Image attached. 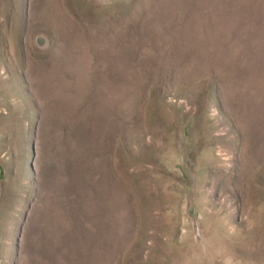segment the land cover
I'll return each mask as SVG.
<instances>
[{
	"label": "rangeland",
	"instance_id": "374dc122",
	"mask_svg": "<svg viewBox=\"0 0 264 264\" xmlns=\"http://www.w3.org/2000/svg\"><path fill=\"white\" fill-rule=\"evenodd\" d=\"M0 264H264V0H0Z\"/></svg>",
	"mask_w": 264,
	"mask_h": 264
}]
</instances>
